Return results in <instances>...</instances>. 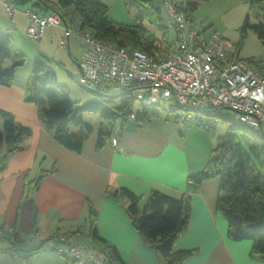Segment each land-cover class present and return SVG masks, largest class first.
<instances>
[{
    "label": "crops",
    "instance_id": "obj_1",
    "mask_svg": "<svg viewBox=\"0 0 264 264\" xmlns=\"http://www.w3.org/2000/svg\"><path fill=\"white\" fill-rule=\"evenodd\" d=\"M25 3L17 2L18 6ZM19 10L15 14L16 26V16L24 17L23 9L19 7ZM70 34L65 35L64 48H68ZM27 77L21 82L15 77L7 87L0 85V109L30 128V135L20 143L22 148L7 154L5 168L0 172V248L9 247L16 240L23 259L15 260L0 252V261L7 257L15 264H71V255L55 252L51 240H37L33 234L38 231L49 237L83 232L91 206L96 212L98 236L115 249L122 264H163L132 226L124 202L105 193L108 185H115L140 196V206L151 190L172 197L181 194L189 197L187 227L175 240L173 249H195L196 254L184 259L182 264H264L263 260L250 257V240L227 237L226 220L215 209L220 194L218 178L199 185L187 183V176L198 172L208 156L185 149L183 130L176 123L159 117L154 130L140 133L130 130V142L127 137L124 139V133L123 138H117L116 145L109 141L100 149L95 148L96 131L94 138L90 132L81 150L73 152L44 130L37 106L24 101ZM169 123L180 138L166 125ZM6 149L3 141L0 154ZM41 171L47 173L36 184ZM11 230L14 237H9ZM72 241L94 250L81 235L72 236Z\"/></svg>",
    "mask_w": 264,
    "mask_h": 264
},
{
    "label": "trees",
    "instance_id": "obj_2",
    "mask_svg": "<svg viewBox=\"0 0 264 264\" xmlns=\"http://www.w3.org/2000/svg\"><path fill=\"white\" fill-rule=\"evenodd\" d=\"M154 23L163 32L162 40L155 37L141 24H127L113 20L105 4L99 0H19L32 2L39 13L54 10L66 17L76 14L81 30L92 33L100 42L142 51L148 54L168 53L167 28L160 17L159 7L151 0H140ZM200 0H188V15ZM251 6L263 11L264 0H249ZM250 27L264 48V22L249 23L246 17L242 29ZM251 59V58H249ZM247 59V60H249ZM25 58L12 44L8 35L0 32V85L10 86L15 78V69L24 64ZM24 101L37 106L38 119L44 130L63 147L79 152L87 135L96 130L95 148L100 149L110 141L116 120L121 114L131 113L132 99L126 94L107 95L94 91L100 99L84 103L71 101L69 92L57 83L55 71L49 66V59L43 55L34 58L31 71L24 85ZM115 97H121L120 102ZM134 114L136 120L159 116L166 122L176 123L173 113H162L139 103ZM215 111V110H214ZM209 114V112H206ZM85 115L90 117L89 120ZM92 117H91V116ZM126 118H121L120 128ZM30 135V128L18 123L13 116L0 109V145L5 142L7 149L0 154V172L5 168L7 154L22 148L20 143ZM41 171L36 184L46 175ZM218 178L219 192L215 209L226 220V235L232 240L251 241L250 257L264 261V139L249 128L235 124L228 125V132L217 137L216 144L208 153L204 166L189 174L187 183L199 185L204 181ZM105 193L124 202L132 226L161 258L163 264H182L184 259L196 254L195 249H173L179 234L187 227L190 199L186 194L172 197L151 190L140 206L141 197L125 187L108 185ZM96 212L88 206L87 225L83 232L66 233L81 235L94 248L104 252L109 264H122L115 249L100 238L96 231ZM11 230L9 237H14ZM28 255L30 252H27ZM25 256L26 258L28 257Z\"/></svg>",
    "mask_w": 264,
    "mask_h": 264
},
{
    "label": "built area",
    "instance_id": "obj_3",
    "mask_svg": "<svg viewBox=\"0 0 264 264\" xmlns=\"http://www.w3.org/2000/svg\"><path fill=\"white\" fill-rule=\"evenodd\" d=\"M187 1L161 0V6H157L165 14L164 26L174 32L176 41L169 44L168 53L153 55L97 41L70 15L66 17L68 27L62 14L54 10L39 13L23 9L21 13L28 20L24 31L27 37L40 39L45 28L51 26L63 29L65 35L73 34L84 46L76 63L80 86L107 95L119 89L143 106L175 114L180 129L192 121L208 128L206 115L224 108L234 114L235 124L264 139V55L242 59L237 51L228 50L231 44L220 35H205L188 15ZM0 4L10 23L6 32L15 31V14L20 12L17 1ZM124 5L135 12L133 23L149 19L140 0H124ZM58 43L66 47V39L60 38ZM116 143V137H111L110 144ZM33 237L51 240L55 252L72 256L71 264H109L104 252L74 243L69 234L45 237L36 231ZM1 252L15 260L23 259L16 240Z\"/></svg>",
    "mask_w": 264,
    "mask_h": 264
},
{
    "label": "rangeland",
    "instance_id": "obj_4",
    "mask_svg": "<svg viewBox=\"0 0 264 264\" xmlns=\"http://www.w3.org/2000/svg\"><path fill=\"white\" fill-rule=\"evenodd\" d=\"M99 1L107 6L109 16L115 21L133 23L135 12L125 7L124 0ZM151 2L155 6H161V0H151ZM18 7H20V9L38 10L36 7H32L31 2H26L24 6L19 5ZM71 16H73L76 22V14L73 13ZM160 17L162 21L165 18L162 9L160 10ZM190 17L195 21L200 30L205 32V35L216 33L227 40L231 44L228 50L230 52L237 51L240 58L249 59L264 55V48L257 34L250 27H246L244 30L242 29L246 17L249 23L264 22L263 11L255 6H251L249 0H200L197 2V6L190 12ZM148 20L149 19L144 20L141 25L154 33L157 39L162 40L163 32L157 28L154 23ZM16 23V30L7 33L6 29L10 27V23L0 4V32L4 35H9L14 47L23 54L25 58L24 64L15 69L17 81L21 82L28 76L34 58L38 55H43L49 59V66L56 73L57 83L68 90L71 101L84 103L86 101L100 99L93 90L80 86L78 82L79 69L76 63L80 58L84 46L74 35H69L68 48H61L58 43L60 38L66 39L63 29L49 26L45 28L40 39H32L27 37L24 32L28 20L25 19V17L17 18L16 16ZM166 37L167 45L165 46L170 50L171 46H169V44H173L176 41L175 34L172 30L167 29ZM115 98L116 102L121 101V97ZM139 107L138 101H133L130 108V115L126 116L121 114L116 120L113 130V135L117 136L116 139L123 138V134L126 133L124 139L126 140L127 137L130 142L132 137L130 130L134 132V129H136V132L140 133L150 132L155 129L154 126L157 124L159 116H151L145 120H136L134 114L139 110ZM149 108L155 110L154 107ZM162 113L165 112L160 111V114ZM206 116L209 120L210 127H202L194 124L192 121L188 124L189 127L187 126L185 128L190 131L185 133V129H181L184 134L182 143L185 149L188 150L189 153L204 155V157L208 156L210 147L215 146L217 137L226 134L228 132V125L234 122V114L224 108H218L215 110V114ZM122 117L126 118L127 121L122 128H120ZM85 118L87 120L90 119L88 115H85ZM166 125L172 129L176 138H180L177 131L173 129L172 123ZM95 131V129L92 131L93 138L95 136ZM148 136L149 135H146V137ZM6 247L7 246H2L0 252ZM66 255L70 256L69 253ZM69 256L67 257L69 258ZM6 258L0 261V264H15L14 261H9Z\"/></svg>",
    "mask_w": 264,
    "mask_h": 264
},
{
    "label": "water",
    "instance_id": "obj_5",
    "mask_svg": "<svg viewBox=\"0 0 264 264\" xmlns=\"http://www.w3.org/2000/svg\"><path fill=\"white\" fill-rule=\"evenodd\" d=\"M121 94L119 89H112L110 90V95H119Z\"/></svg>",
    "mask_w": 264,
    "mask_h": 264
}]
</instances>
